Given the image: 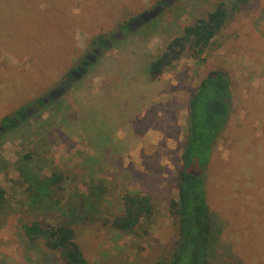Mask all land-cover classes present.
Returning <instances> with one entry per match:
<instances>
[{
  "label": "rangeland",
  "instance_id": "1",
  "mask_svg": "<svg viewBox=\"0 0 264 264\" xmlns=\"http://www.w3.org/2000/svg\"><path fill=\"white\" fill-rule=\"evenodd\" d=\"M162 1L0 0V188L7 193L0 251L12 264H46L44 258L63 264L42 242L27 251L29 243L21 237L22 224L63 221L55 210L31 203L20 169L21 157L32 150L41 178L56 169L67 177L72 198L90 193L104 198L90 206V219L72 225L89 264L169 259L178 240L170 204L178 196L189 103L200 81L215 70L230 76L233 97L207 177L211 261L264 264V0L239 2L237 8L238 0H178L136 31L122 28ZM220 3L230 18L201 58L187 53L156 79L145 74L173 38ZM117 32L125 36L112 41L111 49L94 44ZM96 55L63 96L45 107L35 104L82 66L84 57ZM21 107L30 110L26 130L7 132L2 119ZM52 127L57 130L49 140ZM111 149L119 154L103 163L101 155ZM128 191L151 194L157 206L138 234L112 227Z\"/></svg>",
  "mask_w": 264,
  "mask_h": 264
},
{
  "label": "trees",
  "instance_id": "2",
  "mask_svg": "<svg viewBox=\"0 0 264 264\" xmlns=\"http://www.w3.org/2000/svg\"><path fill=\"white\" fill-rule=\"evenodd\" d=\"M239 2L246 3L247 0H238L236 8ZM229 18L227 6L224 3L218 4L205 18L187 25L179 36L173 38L164 52L149 63L145 74L156 79L187 53L192 58H201ZM122 28H126L127 32L131 31L129 24ZM109 38L110 40L101 35L94 40V44L100 48L111 49L112 41L116 39L114 36ZM91 64L92 61L86 56L81 65L88 70ZM232 97L230 76L220 70L211 71L194 91L189 103L187 133L182 154L183 168L177 177L178 196L172 199L170 204V215L178 225V240L170 258H159L154 264H213L211 261L214 251L213 227L207 177L215 144L225 130L232 113ZM35 104L41 107L48 105L43 98H39ZM29 116L30 110L21 107L12 115L2 119L3 128L7 132L25 131ZM59 118L60 116L57 120L60 122ZM56 130L57 128L53 129V127L49 129V140ZM3 133L4 130L0 128V136ZM27 139L25 136V140ZM29 144L31 145L30 141ZM34 147L37 148V144ZM32 153L21 157L24 169H20L23 171L24 183L28 184L31 203L36 209L49 210V212L55 210L59 216H63V221L58 225H45L38 221L20 225L21 237L29 243L27 251L31 250L32 244L42 242L48 250L58 253L63 264H89L76 241V232L72 225L90 219V206L95 207L104 198L99 195L94 199L92 193L74 194L76 198H72V192L69 194L65 186L67 177L53 169L51 176L41 178ZM113 154L119 153L116 151L114 153L111 149V153L109 151L106 155L102 154V162L106 163ZM54 192L62 194L54 198ZM6 194V190L0 188V213L7 201ZM156 211L157 206L151 194L128 191L122 197V211L114 216L112 227L126 234H138L142 226L151 223ZM9 212L4 216L5 222H8ZM42 263L49 264V258H44ZM0 264H12L2 251H0Z\"/></svg>",
  "mask_w": 264,
  "mask_h": 264
},
{
  "label": "water",
  "instance_id": "3",
  "mask_svg": "<svg viewBox=\"0 0 264 264\" xmlns=\"http://www.w3.org/2000/svg\"><path fill=\"white\" fill-rule=\"evenodd\" d=\"M178 0H163L161 4L151 10H148L142 14H140L136 19L130 22L129 27L131 31H136L137 29L143 27L144 25L150 23L152 20L158 18L165 9V6H171L175 4ZM124 33L117 32L114 34V38L116 40H121L124 37ZM96 54H100L99 50H96ZM96 56H87L89 60L95 62ZM87 70L85 68H79L77 71L72 73L73 80L71 78L65 79L57 88L51 91L47 98L44 99V102L48 104L50 100L56 101L58 100L63 94L69 90L73 84L77 83L85 74Z\"/></svg>",
  "mask_w": 264,
  "mask_h": 264
},
{
  "label": "flooded vegetation",
  "instance_id": "4",
  "mask_svg": "<svg viewBox=\"0 0 264 264\" xmlns=\"http://www.w3.org/2000/svg\"><path fill=\"white\" fill-rule=\"evenodd\" d=\"M99 51H100V50H99ZM100 52H101V51H100ZM82 67H83V66L77 67L76 70L72 71L69 75H67V77H66L65 79H67V78H71V80H73L72 73L75 72V71H77L79 68H82ZM83 68H84V67H83ZM65 79H64V80H65ZM64 80H63V81H64ZM63 81H62V82H63ZM62 82H61V83H62ZM61 83H60V84H61ZM60 84H59V85H60ZM59 85H58V86H59ZM58 86H57V87H58ZM50 101H51V100H50Z\"/></svg>",
  "mask_w": 264,
  "mask_h": 264
}]
</instances>
